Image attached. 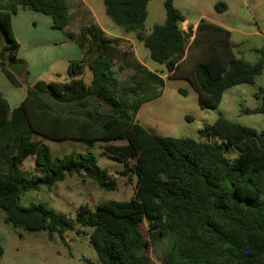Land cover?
Returning <instances> with one entry per match:
<instances>
[{"label":"trees","instance_id":"trees-1","mask_svg":"<svg viewBox=\"0 0 264 264\" xmlns=\"http://www.w3.org/2000/svg\"><path fill=\"white\" fill-rule=\"evenodd\" d=\"M149 1L103 0V6L114 24L134 32L152 60L165 64L170 77L191 83L200 108H215L227 88L252 83L261 72V61L235 56L230 31L218 24L201 18L190 39L179 27L184 17L173 0H163V23L145 32ZM22 8L49 15L53 28L63 29L69 22L66 0H0V67L13 85H26L25 97L12 109L0 92L4 220L27 231L46 230L49 238L75 224L88 226V242L99 264H156L148 247L166 237L164 264H264V131L224 117L199 129V139L161 135L143 126L135 114L149 98L145 87L118 86L113 70L116 39L104 36L94 24L68 33L84 49L81 62L91 70L89 84L76 78L80 62L75 61L68 65L67 82L28 84L26 69L17 77L7 67L10 61L21 62L11 16ZM213 8L223 12L226 4L218 1ZM255 96L259 105L246 112L264 113V88ZM104 104L107 109H101ZM42 138L76 139L89 147L125 138V144L107 145L105 152L123 164L122 175H135L132 195L99 200L94 209L80 204L75 221L43 204L19 205L23 192L51 188L66 175L88 178L106 191L116 187V177L98 165L91 151L53 156ZM227 150L235 155L230 158ZM29 155H34L36 174L22 168ZM2 251L0 243V257Z\"/></svg>","mask_w":264,"mask_h":264},{"label":"rangeland","instance_id":"rangeland-1","mask_svg":"<svg viewBox=\"0 0 264 264\" xmlns=\"http://www.w3.org/2000/svg\"><path fill=\"white\" fill-rule=\"evenodd\" d=\"M66 1L71 10L67 29H72L76 34L79 33L78 29L81 26L86 27L92 23L88 7L92 9L98 26L106 33L124 32L105 14L103 0ZM210 1L212 0H201L202 10L214 12ZM226 1L228 6L223 18L232 28V39L236 44L234 53L249 63L261 61L263 63L261 72L252 83H241L227 88L220 103L212 109L200 108L197 91L185 79H166L163 85L156 82L145 96L151 98L160 93L162 95L141 106L136 115L140 124L161 135L188 136L194 139L200 138L199 129L211 124L217 117H224L233 123L264 131V113L246 112L259 105L260 100L256 98L255 93L264 88V0ZM175 4L185 11L187 17L197 15V9L191 0H175ZM160 13L165 15L161 0H152L148 4V16L144 21L145 32H150L153 24L159 21ZM64 34L67 35L66 30ZM135 42L138 54L146 65L152 69H164L166 72L164 64L152 60L148 49L139 40L135 39ZM119 62V57L116 55L113 67L115 74ZM61 77L64 79L66 74H62ZM116 77L118 85L129 81L124 72H117ZM19 86L22 87L23 84ZM101 109H107V105L104 104ZM125 142V139L101 140L89 147L81 140L56 141L45 138V143L50 147L53 156H62L72 150L94 153L98 165L107 168L109 173L116 177V187L106 191L98 188L88 178L82 180V177L76 174L66 175L51 188L40 186L36 190L23 192L18 200L19 205L43 204L75 221V213L80 204H87L94 209L99 200L129 199L134 191L135 175L130 171L122 175L120 171L124 168L123 164L105 152L107 145H119ZM226 154L232 158L235 152L227 150ZM22 167L29 175L36 174L32 159H27ZM142 230L146 233V224H143ZM90 231L91 228L88 226L75 224L72 230L61 234L54 232L49 238L46 230L27 231L13 227L4 220V212L0 209V243L3 250L0 264H99L96 252L88 242L87 235ZM168 244L169 239L166 237L154 247H148V255L156 264H164L161 258Z\"/></svg>","mask_w":264,"mask_h":264},{"label":"crops","instance_id":"crops-1","mask_svg":"<svg viewBox=\"0 0 264 264\" xmlns=\"http://www.w3.org/2000/svg\"><path fill=\"white\" fill-rule=\"evenodd\" d=\"M151 1L152 0H150L146 6L147 16L148 4ZM218 1H224L227 9L228 3L226 0L210 1L212 8L214 3ZM161 2L163 4V0H161ZM191 3L196 7L197 15L193 17H187V15H185V11L181 7L176 6L175 0H173L174 6L182 13L184 17L183 21L179 23V27L181 30L190 33V39H192L194 35V31L199 20L201 18H205L215 24H218L228 29L230 31V41L231 43L235 44L232 39V28L223 18V14L226 10L223 12H217L213 8L214 12H211L209 10L204 11L202 10L200 5L201 0H191ZM88 12L89 17L92 20V23L90 25L94 24L103 32L104 36L111 39H116V44L114 45L116 47L117 55L120 60V62L116 65V74L117 72H124L129 80L128 82L122 83L121 85L119 84L118 86L141 84L143 88L145 87V91L147 92L148 90H150V88L154 86V84H156L158 80L162 82V84H165L166 79L172 78L169 76L170 72H168L167 69L165 72L164 69H152L149 65H146V63L139 56L138 51L136 49V38L134 34H128V32L106 33L98 26L93 16V11L89 7ZM70 19L71 10L69 9V22L67 26L70 24ZM164 19L165 15L163 16V14L160 13L159 21L155 24L163 23ZM11 25L14 36L19 43L17 56L21 60V64L24 70L26 69L28 71L26 77V81L28 84L32 85L38 80H43L45 82H67L70 78L68 74V65L71 61L80 62L79 67L77 68V70H79V74L76 75V78L82 79L85 84L90 83L92 78L91 70L84 61L81 62L85 54L84 49L81 48L79 43L74 38L68 35V33L70 32L76 34L75 31L70 28L67 29V26L63 29L53 28L52 19L49 15L27 8L18 9L11 16ZM83 28L85 27L81 26L78 29V32H80ZM65 30L67 31V35L64 34ZM115 59L116 58H114V63ZM164 67L166 68V66ZM62 74H66V77L64 79H61ZM0 92L6 99L9 108L12 109L17 107L22 101V99L25 97L26 85H23L22 87L13 85L3 73L0 67ZM183 92H185L184 89ZM161 95L162 93L155 97ZM155 97H149L140 105L139 109L144 103ZM138 111L135 114V119ZM150 130L153 131L152 129ZM37 138L41 137L37 136ZM42 140L45 142V138H42ZM111 140L116 139H110L109 141ZM10 150L5 152L8 156L10 155ZM27 159H32L34 165V155L27 156L23 160V163L27 161ZM0 161H5L3 153H0Z\"/></svg>","mask_w":264,"mask_h":264},{"label":"water","instance_id":"water-1","mask_svg":"<svg viewBox=\"0 0 264 264\" xmlns=\"http://www.w3.org/2000/svg\"><path fill=\"white\" fill-rule=\"evenodd\" d=\"M7 67L17 77H21L23 72H24V68H23L21 62H19V61H10V62H8Z\"/></svg>","mask_w":264,"mask_h":264}]
</instances>
